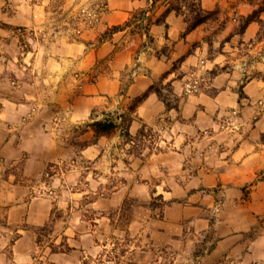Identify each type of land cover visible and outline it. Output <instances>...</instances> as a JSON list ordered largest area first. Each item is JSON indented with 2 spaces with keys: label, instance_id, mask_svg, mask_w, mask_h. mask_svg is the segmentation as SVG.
Here are the masks:
<instances>
[{
  "label": "clouds",
  "instance_id": "obj_1",
  "mask_svg": "<svg viewBox=\"0 0 264 264\" xmlns=\"http://www.w3.org/2000/svg\"><path fill=\"white\" fill-rule=\"evenodd\" d=\"M0 264H264V0H0Z\"/></svg>",
  "mask_w": 264,
  "mask_h": 264
}]
</instances>
